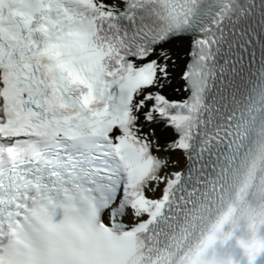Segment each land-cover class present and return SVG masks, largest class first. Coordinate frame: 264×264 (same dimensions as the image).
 I'll return each instance as SVG.
<instances>
[{
  "label": "snow or ice",
  "instance_id": "obj_1",
  "mask_svg": "<svg viewBox=\"0 0 264 264\" xmlns=\"http://www.w3.org/2000/svg\"><path fill=\"white\" fill-rule=\"evenodd\" d=\"M0 264H264V0H0Z\"/></svg>",
  "mask_w": 264,
  "mask_h": 264
}]
</instances>
